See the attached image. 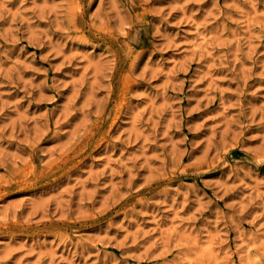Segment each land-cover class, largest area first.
Here are the masks:
<instances>
[{
	"label": "rangeland",
	"instance_id": "rangeland-1",
	"mask_svg": "<svg viewBox=\"0 0 264 264\" xmlns=\"http://www.w3.org/2000/svg\"><path fill=\"white\" fill-rule=\"evenodd\" d=\"M0 264H264V0H0Z\"/></svg>",
	"mask_w": 264,
	"mask_h": 264
}]
</instances>
